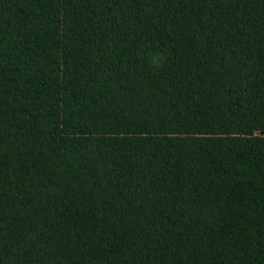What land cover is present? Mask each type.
<instances>
[{"label": "trees", "instance_id": "1", "mask_svg": "<svg viewBox=\"0 0 264 264\" xmlns=\"http://www.w3.org/2000/svg\"><path fill=\"white\" fill-rule=\"evenodd\" d=\"M0 264H264V0H0Z\"/></svg>", "mask_w": 264, "mask_h": 264}, {"label": "clouds", "instance_id": "2", "mask_svg": "<svg viewBox=\"0 0 264 264\" xmlns=\"http://www.w3.org/2000/svg\"><path fill=\"white\" fill-rule=\"evenodd\" d=\"M163 62H164V57L161 55L160 57L153 60L152 66L158 69L160 66H162Z\"/></svg>", "mask_w": 264, "mask_h": 264}]
</instances>
